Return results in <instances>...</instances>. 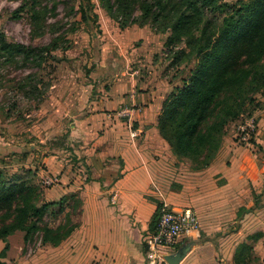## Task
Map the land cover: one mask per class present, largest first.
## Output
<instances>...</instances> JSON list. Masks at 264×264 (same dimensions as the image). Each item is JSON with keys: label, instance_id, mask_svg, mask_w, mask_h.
<instances>
[{"label": "crops", "instance_id": "crops-1", "mask_svg": "<svg viewBox=\"0 0 264 264\" xmlns=\"http://www.w3.org/2000/svg\"><path fill=\"white\" fill-rule=\"evenodd\" d=\"M165 39L146 26L124 28L116 38L123 56L119 77L58 75L31 126L0 131V167L9 175L38 185L57 176V185L42 190L43 199L75 194L80 200L79 228L50 248L43 264H168L149 260L143 242L163 208H191L198 217V233L180 241L185 254L178 264H264V94L253 111L252 145L233 144L234 120L213 161L190 168L157 129L162 104L179 85L171 82L167 62L155 60ZM125 106L132 108L127 119L110 117ZM66 132L73 151L47 154L33 144L43 148Z\"/></svg>", "mask_w": 264, "mask_h": 264}, {"label": "trees", "instance_id": "trees-1", "mask_svg": "<svg viewBox=\"0 0 264 264\" xmlns=\"http://www.w3.org/2000/svg\"><path fill=\"white\" fill-rule=\"evenodd\" d=\"M97 1L120 28H126L137 10L133 23L138 27L148 24L155 32L166 34L164 50L171 56L166 70H174L171 82L177 80L179 85L165 98L157 129L178 160L194 170L208 166L227 125L260 106L257 96L264 94V0H237L232 5L222 0ZM86 7L92 10L94 3L87 0ZM77 11L86 20L82 3ZM0 52L35 59L48 54L43 47L9 42L1 31ZM59 136L67 138L68 132ZM35 187L30 179L9 175L0 167V241L5 243L0 264H4L7 238L15 231L24 232L25 242L42 231V244L52 247L68 235L60 234V227L40 224L47 214H56L55 206L58 212L63 211L68 197L80 206L79 198L71 194L57 202L42 201Z\"/></svg>", "mask_w": 264, "mask_h": 264}, {"label": "rangeland", "instance_id": "rangeland-1", "mask_svg": "<svg viewBox=\"0 0 264 264\" xmlns=\"http://www.w3.org/2000/svg\"><path fill=\"white\" fill-rule=\"evenodd\" d=\"M90 1L94 3L92 10L87 9V0H0V31L6 40L26 46L43 47L48 53L44 54L43 58L35 59L32 56L25 58L22 54L10 57L0 52V131L7 133L10 125L14 130L20 131L31 126L37 118V106L47 96L53 80L58 75L71 72L85 79L93 76L96 79L104 76L112 79L119 77L120 59L123 56L119 52L116 38L124 28H120L118 23L109 17L97 0ZM222 1L229 5L237 3V0ZM79 3L86 9V20L81 19L77 11ZM99 9L104 13V21L100 17ZM137 17L135 10L126 27H138L132 22ZM145 26L154 33L164 34L155 32L148 24ZM105 43L106 48L103 46ZM139 43L140 41H135L134 47L139 46ZM132 49L133 47L125 48V51L130 52ZM156 57H162L168 67L171 56L165 53L164 49L155 55V60ZM166 71H169L168 75L174 73L173 69ZM184 71L181 73L184 74ZM4 133L0 132L1 135ZM28 143L29 141L21 143V146ZM33 144L47 154L62 150L73 151L75 148L74 142L62 136L47 141L43 148H40L38 143ZM35 186V192L45 201L41 196L42 190L51 188L40 183H35ZM63 206L61 212H58V207L55 206L56 214H47L40 224L52 229L60 227V234H68L62 242L74 234L76 225L80 226L79 204L68 197ZM22 235L24 232L20 231L10 235L12 249L8 244L6 255L2 259L4 264H43L45 255L48 254L46 252L54 247L42 244V231H37L26 242ZM4 245L5 243L0 241V250Z\"/></svg>", "mask_w": 264, "mask_h": 264}, {"label": "built area", "instance_id": "built-area-1", "mask_svg": "<svg viewBox=\"0 0 264 264\" xmlns=\"http://www.w3.org/2000/svg\"><path fill=\"white\" fill-rule=\"evenodd\" d=\"M132 108L121 107L110 113V117L127 119ZM131 135L137 136V131L129 127ZM257 128L256 117L251 115H241L238 119L237 130L233 138L235 146L252 145L254 134ZM59 183V178L54 175H47L43 179L45 187H52ZM115 198V195L112 197ZM198 217L191 208L174 210L163 208L153 225V229L148 231L143 242L147 247V258L151 261L165 262L164 257L175 253L180 247L183 238L192 237L198 233Z\"/></svg>", "mask_w": 264, "mask_h": 264}, {"label": "water", "instance_id": "water-1", "mask_svg": "<svg viewBox=\"0 0 264 264\" xmlns=\"http://www.w3.org/2000/svg\"><path fill=\"white\" fill-rule=\"evenodd\" d=\"M185 254V249H178L175 253L166 255L164 260L168 264H178V262L183 258Z\"/></svg>", "mask_w": 264, "mask_h": 264}]
</instances>
